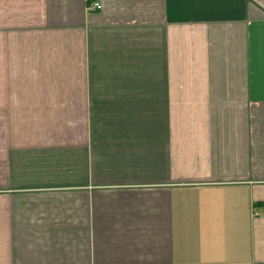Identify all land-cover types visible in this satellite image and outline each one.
Returning <instances> with one entry per match:
<instances>
[{
  "label": "crops",
  "instance_id": "crops-1",
  "mask_svg": "<svg viewBox=\"0 0 264 264\" xmlns=\"http://www.w3.org/2000/svg\"><path fill=\"white\" fill-rule=\"evenodd\" d=\"M0 264H264V0H0Z\"/></svg>",
  "mask_w": 264,
  "mask_h": 264
},
{
  "label": "built area",
  "instance_id": "built-area-1",
  "mask_svg": "<svg viewBox=\"0 0 264 264\" xmlns=\"http://www.w3.org/2000/svg\"><path fill=\"white\" fill-rule=\"evenodd\" d=\"M94 7H95L96 9H100V8L102 7V5H101L100 2H96V3L94 4Z\"/></svg>",
  "mask_w": 264,
  "mask_h": 264
}]
</instances>
